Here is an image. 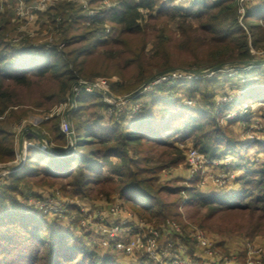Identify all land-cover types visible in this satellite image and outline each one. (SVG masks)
Wrapping results in <instances>:
<instances>
[{"label": "rangeland", "instance_id": "374dc122", "mask_svg": "<svg viewBox=\"0 0 264 264\" xmlns=\"http://www.w3.org/2000/svg\"><path fill=\"white\" fill-rule=\"evenodd\" d=\"M3 1H6L8 6L13 9L12 19L15 20V25L9 31L10 35L18 37L23 34V30H28L29 26L32 25L33 38L36 40L35 46L37 48L44 49L47 54L55 49L64 51L69 56L67 59L70 62L76 60L78 66L74 67L81 69L82 76H79L73 85L79 81L94 83L98 80L106 84L105 91L92 93V95L101 98L104 106H98V101L91 99L85 102L86 107L82 110H79V96L75 102L69 92L64 95V98H59V88L53 80L37 77L29 86L12 85L16 105L10 107L4 117H0V121L4 130L13 136L14 156L11 159H0V190L1 188L9 190V194L16 203L13 205L10 201L9 203L6 202L5 207L13 209L17 205L19 211V209L27 206V209L25 207L26 210L22 211L21 209V214L35 211L38 212V216H41L39 213H44V206L45 208L48 205L50 206L49 201H52V203L54 201V205L60 203L61 205L58 204V206L64 211L57 215L54 212L47 214L48 223L56 230L70 231L77 234L92 249H96L101 253L112 254L118 264H141V262L143 264H164V261H158L146 255L141 256L140 253L132 256L126 255L100 245L101 235L99 230L103 224L109 223L107 219L109 218L108 211L116 205H119L126 212L124 215L126 219L131 220L129 218H133L137 222H143L142 226L144 227L149 226L159 229L162 236L161 244L175 240L177 243L175 251L184 256L189 263L223 264L221 258L228 257L236 264H247L246 243L252 242L258 246H264V233L256 235L254 238L250 237L246 234V229H240L235 225L237 222L236 215L229 212H218L211 207L199 210L198 206L188 207L186 204L189 199V191L193 190L194 186H196L198 192L204 195L206 192H208L207 194L214 193L213 191H217L219 194L235 191L234 194H236L241 188L238 178L247 171L245 165L235 167V164L245 163L244 158L241 159L237 154L230 153L215 158L211 157L200 150L201 146L196 147V138L181 141L175 132H172L170 136V140L173 141L171 147L149 142H146L142 147L127 146V154L133 159L142 158L143 156L150 158L145 165H143V162L139 163V166L151 168L141 175L140 179L147 178L151 180L157 192L155 195L156 200L166 205L162 216L157 218L134 210L133 207L123 201L120 195L119 177L117 174L110 172L111 166L106 169L105 174L112 177V181L106 186L112 188V191L98 195L95 190H92L87 192L85 196H81L74 194L73 188L68 185L70 177L56 178L46 174L45 170L49 169L50 161L49 159L45 160L44 157L40 158L39 154L42 152L44 156L65 158L67 156L75 157L81 152L86 153L89 150L101 148L103 146L100 144L97 146L78 145L77 140L81 132L78 126L79 121L84 122L87 128L86 131L93 128L91 126H93L94 121H100V125L103 127L110 126L115 120L120 119L123 120L124 124H129L134 119L141 118L150 111L152 112L155 103L158 104L153 109V113L163 118L170 108V105L164 104V102L170 101L176 103L178 112L184 110L189 111L188 113L195 110L208 112L210 118H215V122L213 121L215 124L213 125L221 132V136L230 135L240 142L241 147L245 149L243 153L248 156V162L254 168L264 167V33L260 36L263 40L259 45L250 47L252 59L249 62L241 63L229 59L218 70H213L212 68L215 65L207 63H203L200 69L176 66L153 74V76H156L172 71L181 72L182 76L178 79H172L171 83L155 82L153 79L147 84L146 89L136 95L133 94L146 80L131 93L117 94L114 91L113 83L123 81L124 75L135 77L136 72L133 69H127L128 58L109 59L104 54V48H99V51L93 54L88 50L86 55H72L76 49L86 46L87 43H79L78 39L73 40V38L70 43H66L62 39L63 32L60 24L70 23L73 19L70 15V9H65V15L51 16L49 14L45 15V13L65 4H72L80 8L85 19L75 26L76 29L70 34L73 36L84 32L80 29L82 23L83 27L84 25L88 27L99 24V21H96L97 19L93 22L88 20L87 15L90 9L101 12L106 8H110L107 11L109 13L119 0H58L54 5L43 11L44 15L39 14L33 8L32 21L22 19L23 22L17 18L19 6L23 2L27 10L30 6H34V2L38 0ZM83 1L88 2V9L84 8ZM134 1L139 2L141 0ZM195 1H206L211 4L214 0H157L158 5L155 7L153 14L159 11L160 6L164 9L174 6L188 8ZM260 3L261 0H245L244 11L239 12L238 22L246 30L249 40L252 39V33L248 27V11L255 9ZM4 8L5 6H2L0 11H4ZM143 12L142 23L148 20V11L143 10ZM57 17H62L60 23L56 21ZM260 22L264 25L263 20ZM100 24L102 23L100 22ZM102 26L109 40L119 38L120 30L115 28L116 25L104 21ZM170 26L178 31L175 22H172ZM6 38L10 39L8 34ZM22 41L25 40L22 39L20 42ZM156 42L153 38L147 39V55L154 52ZM193 70L203 72V75L199 78L192 77L189 74L190 71L194 72ZM206 80H215V85L210 86V89L206 91L208 94L213 92L211 99L209 98L212 100L211 102H208L197 90L198 82H206ZM188 86L194 89H188ZM74 103L76 104L74 105ZM244 106H248L249 109L246 108L245 110ZM54 118L58 119L59 129L66 135L64 142L55 140L52 131L48 129L51 127L52 121L56 120ZM67 123L70 127L68 130H66ZM203 142V145L212 143L206 138ZM249 146L250 149H247ZM60 147L63 150L60 151ZM190 148H196L208 160L221 161V163L211 162L208 165L209 167H203L207 168L206 171L200 169L201 171L192 172L187 159V152ZM177 157L182 158L179 165L166 166L160 173L159 171L155 173L153 168ZM228 158L232 160L234 158L237 161L231 160V163H227L225 160H228ZM139 160L142 161L143 159ZM114 162L120 164L121 161L115 157ZM134 164L133 168H136L137 164ZM16 166L18 169L12 171ZM221 173H228L229 177H232L231 182L225 185L215 183L214 180ZM13 174L16 176L25 175V177L15 185L17 182L11 178ZM231 186L236 188H231ZM102 212L106 213L104 218L101 217ZM83 221L85 222L83 223ZM172 222L179 226L178 232L170 227ZM197 230L203 231L215 243L217 255H207L198 246L194 235ZM253 258L263 259L264 256L255 255Z\"/></svg>", "mask_w": 264, "mask_h": 264}, {"label": "trees", "instance_id": "16d2710c", "mask_svg": "<svg viewBox=\"0 0 264 264\" xmlns=\"http://www.w3.org/2000/svg\"><path fill=\"white\" fill-rule=\"evenodd\" d=\"M157 5V0H119L109 13L96 20L99 24L83 27L82 23L80 29L84 32L73 36L70 34L76 29L75 26L85 19L80 8L65 4L53 8L47 14L65 15V9H70L71 18L74 20L60 24L62 39L66 43H70L72 38L78 39L79 43H87L86 46L76 49L72 55H86L88 50L93 54L97 53L99 48H104V54L109 59L128 58L127 69H133L136 72L135 77L123 74V81L113 83L117 94L131 93L153 77L154 73L176 66L200 69L203 63L217 65L229 59L241 63L249 62L252 59L250 47L258 46L264 39L260 38L264 33V25L260 22L264 21V0H261L255 9L248 11L251 40L238 22L240 0H214L211 4L195 1L188 8L174 6L164 9L159 5V11L153 14ZM4 6V11H0V116L16 105L12 85L29 86L37 77L53 80L57 83L59 98L62 99L79 76H82L81 69L75 68L78 66L76 60L70 62L64 51L55 49L47 54L44 49L35 46V38L26 39L18 45L10 43L6 36L13 27V9L7 2ZM143 10L148 11V20H144V23L141 22L144 18ZM104 21H109L120 30L118 39L107 38L102 26ZM172 22L176 23L178 31L171 28ZM149 38L157 41L151 55L146 53ZM198 85V92L211 102L213 92L208 94L206 91L215 85V80L199 81ZM188 89L194 88L188 86ZM91 99L98 101V106H104L99 96L82 94L78 98L79 110L84 109L85 102ZM157 104L153 105V109ZM164 104L170 105V108L163 118L154 114L152 109V112L134 119L129 124H124L120 119L110 126L103 127L100 121H94L91 126L93 128L88 131L84 122L79 121L81 132L77 140L78 145L100 144L103 147L65 158L44 156V153L40 152L39 157L49 159L51 164L45 173L56 178L70 177L68 185L76 195L85 196L92 190L101 195L112 191V188L106 187L112 177L105 174L106 169L111 166L110 172L119 177L123 201L134 210L153 218L161 217L166 205L156 200L157 192L153 182L147 178L140 179L141 175L151 168L139 166V163L143 162L145 165L150 158L143 156L133 159L127 154L126 147H142L146 142L171 147L173 141L170 136L175 132L181 141L196 138V147L201 146L200 150L211 157L237 154L241 159L244 158L245 163L235 164V167L245 165L247 168L238 178L241 188L236 194L204 195L194 186L193 190L189 191V199L186 202L188 207L198 206L199 210L211 207L218 212H229L236 215L235 225L246 229L248 236L254 238L264 233V167L254 168L248 162V156L243 153L245 149L241 147L240 142L230 135L221 136V132L213 125L215 118H210L208 112H178L175 102L165 101ZM54 119L56 120L52 121L48 129L52 131L55 140L64 142L66 135L60 131L58 119ZM205 138L212 143L203 145ZM14 146L13 136L4 130L0 121V159L13 158ZM248 148L250 149V146ZM115 157L122 163L114 162ZM181 160L180 157L173 158L153 169L155 173H160L166 166L179 165ZM134 163L137 164L136 168H133ZM24 177L25 175L15 174L11 176L12 180L17 182L15 185ZM9 201L13 205L16 203L9 190L1 188L0 264H118L112 254L92 249L77 234L54 229L46 219L47 214L39 213L41 216H38L35 211L21 214V209L26 210L27 206L19 211L17 205L13 209H7L5 204Z\"/></svg>", "mask_w": 264, "mask_h": 264}, {"label": "built area", "instance_id": "2783aa9c", "mask_svg": "<svg viewBox=\"0 0 264 264\" xmlns=\"http://www.w3.org/2000/svg\"><path fill=\"white\" fill-rule=\"evenodd\" d=\"M2 2V0H0ZM23 0H21L22 2ZM58 0H38L34 2V6H30L27 10L25 9V5L22 2L21 6H19L17 10L18 20L22 21V19H27L29 21H32L33 19V11L34 8L38 13L45 11V9L51 7L54 5ZM84 8L88 9V2L83 1ZM244 3L245 0H241L240 3V10L239 12L244 11ZM108 5V4H107ZM3 4L0 5V9L2 8ZM46 9V10H47ZM110 8H106L105 10H102L101 12H98V10L90 9L88 11V20L90 22L95 21L98 18H101L106 15L107 11ZM56 21L60 23L62 21V17H57ZM23 22V21H22ZM58 28V25H57ZM24 37V34H20L18 37H12L10 39V42L12 44L19 43ZM212 73V72H211ZM192 77L199 78L203 75V72H191L190 74ZM181 72H167L165 74L156 75L154 78L155 82H170L172 79H178L180 78ZM190 76V78H192ZM153 81V82H154ZM106 84L105 82L97 81L94 83H89L86 81H79L76 82L71 90L69 91V95L72 97V100L75 102L76 98L78 96H81L84 93H99L101 91H105ZM146 89V88H145ZM111 96V94H110ZM76 103H74L75 105ZM245 110L248 108V106H244ZM249 109V108H248ZM244 116V115H243ZM0 117H4L0 116ZM67 129H70L69 124H66ZM46 147V146H45ZM187 159L189 161L190 167L192 169V172L206 171L203 168L205 166L209 167L208 165L212 163H221V161H213L208 160L205 158V156L198 151L196 148H190L187 152ZM225 160L227 163H231L233 160L236 162L237 159ZM231 161V162H230ZM18 169V167H14L12 171ZM201 169V170H200ZM232 177L225 173H221L217 175L216 179L214 180L215 183H218L219 185H225L227 183L231 182ZM50 206L48 205L46 208L44 206V214H51V212H54L56 215L60 212L62 213L64 210L61 209V207L58 206L60 203H55L57 205H54V201H49ZM74 203V202H73ZM70 204V202H69ZM61 205V204H60ZM72 205V204H71ZM109 213V223L103 224L102 228L99 230L100 232V245L104 248H110L113 249L116 252H121L126 255H135L136 253H140L142 255H146L148 257L154 258L156 260H163L164 264H192L189 263L184 256L179 254L178 251H175V246L177 245L175 240L167 241L165 244H161V232L159 229L149 227V226H142L143 222H137L133 218H129L131 220H128L124 217L125 211L118 205L113 206L108 211ZM104 213V214H103ZM105 212L101 213V217L104 218L106 215ZM85 221H83L84 223ZM170 227L178 232L179 226L172 222ZM127 228L135 229L136 231L130 232ZM140 230L138 231V229ZM195 238L198 246L203 250L205 254L209 255H217L216 246L215 243L201 230H197L195 233ZM247 249V264H264V258H253L255 255L264 256V246L263 245H255L252 242H247L246 247ZM223 264H236L234 261L229 260L228 257L221 258Z\"/></svg>", "mask_w": 264, "mask_h": 264}, {"label": "crops", "instance_id": "0c3cea01", "mask_svg": "<svg viewBox=\"0 0 264 264\" xmlns=\"http://www.w3.org/2000/svg\"><path fill=\"white\" fill-rule=\"evenodd\" d=\"M6 1H3L2 0V2L0 1V4H3V6H4V3H5ZM39 14H43V12H39ZM44 15V14H43ZM45 15H47V13H45ZM12 22H13V25H15V20H13L12 19ZM31 24V23H30ZM29 24V25H30ZM19 31H21L20 29H19ZM24 32H22L23 34H24V37H23V39L24 40H26V39H29V38H33V26L32 25H30L29 26V28H28V30L27 29H25V30H23ZM8 34V36L10 37V39L12 38V37H14V36H12V35H10L9 34V32L7 33ZM7 39V38H6ZM10 39H7L9 42H10ZM22 42H24V41H22ZM22 42H19V43H16V45H18V44H21ZM11 43V42H10ZM15 45V44H14ZM233 186H231V188H232ZM233 188H236V187H233ZM214 193H219V192H215V191H213ZM208 192H206V194H207ZM235 193V191H227L225 194H228V195H232V194H234ZM130 232H133V231H136L135 229H130V228H127Z\"/></svg>", "mask_w": 264, "mask_h": 264}, {"label": "water", "instance_id": "95a60500", "mask_svg": "<svg viewBox=\"0 0 264 264\" xmlns=\"http://www.w3.org/2000/svg\"><path fill=\"white\" fill-rule=\"evenodd\" d=\"M222 66H223V63H220V64L215 65L212 69H213V70H218V69H220ZM193 71L196 72V73H199V71H197V70H193ZM154 78H155V76H153V77H151L149 80H147L142 86H140L136 91H134L133 94L136 95V94L142 92V91L146 88L147 84H148L150 81H152Z\"/></svg>", "mask_w": 264, "mask_h": 264}]
</instances>
